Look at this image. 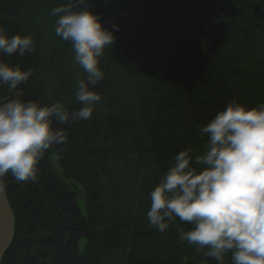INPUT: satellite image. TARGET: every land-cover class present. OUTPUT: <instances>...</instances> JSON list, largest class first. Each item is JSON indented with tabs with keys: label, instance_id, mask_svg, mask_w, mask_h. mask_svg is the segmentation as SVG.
<instances>
[{
	"label": "trees",
	"instance_id": "1",
	"mask_svg": "<svg viewBox=\"0 0 264 264\" xmlns=\"http://www.w3.org/2000/svg\"><path fill=\"white\" fill-rule=\"evenodd\" d=\"M67 6L0 0L4 38L34 48L0 53V64L33 71L16 89L23 103L71 114L87 77L55 35L51 12ZM86 10L115 40L98 58L103 81L90 87L101 102L88 121H52L67 143L45 153L37 183L4 178L16 229L2 264H216L180 241L192 226L178 218L164 233L150 227V194L177 155L203 154L201 129L229 104L264 105V0H89ZM4 98L16 96L0 85Z\"/></svg>",
	"mask_w": 264,
	"mask_h": 264
},
{
	"label": "clouds",
	"instance_id": "2",
	"mask_svg": "<svg viewBox=\"0 0 264 264\" xmlns=\"http://www.w3.org/2000/svg\"><path fill=\"white\" fill-rule=\"evenodd\" d=\"M88 2L68 0L67 7L51 12L58 18L56 37L71 44L75 64L87 77L77 84L79 111L69 114L58 103L43 108L23 103L16 89L33 71L0 64V85L16 96L0 99V193L9 173L17 182L37 183L39 161L54 145L67 143L64 132L53 131V120L60 125L88 121L93 106L101 102L90 87L103 81L98 58L115 40L86 10ZM32 45L31 38L8 40L0 31V53L23 57L34 52ZM201 135L208 137L203 154L193 158L190 150L181 152L151 192L150 227L164 233L178 218L192 226L187 232L179 229L178 236L197 255L216 264H225L226 256L231 264H264V105L246 110L231 103L201 129Z\"/></svg>",
	"mask_w": 264,
	"mask_h": 264
},
{
	"label": "water",
	"instance_id": "3",
	"mask_svg": "<svg viewBox=\"0 0 264 264\" xmlns=\"http://www.w3.org/2000/svg\"><path fill=\"white\" fill-rule=\"evenodd\" d=\"M16 220L6 192L0 193V264L15 239Z\"/></svg>",
	"mask_w": 264,
	"mask_h": 264
},
{
	"label": "rangeland",
	"instance_id": "4",
	"mask_svg": "<svg viewBox=\"0 0 264 264\" xmlns=\"http://www.w3.org/2000/svg\"><path fill=\"white\" fill-rule=\"evenodd\" d=\"M53 167H54L56 172L60 173V169L58 167L56 160L53 161ZM72 187L76 188V191L82 193V189L80 186H76V187L72 186ZM80 195H81V197H79L78 199H79L80 207H81L82 211L84 212L85 205H84V201H83V195L82 194H80Z\"/></svg>",
	"mask_w": 264,
	"mask_h": 264
}]
</instances>
